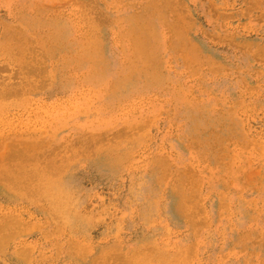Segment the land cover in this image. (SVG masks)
Wrapping results in <instances>:
<instances>
[{"label": "rangeland", "instance_id": "374dc122", "mask_svg": "<svg viewBox=\"0 0 264 264\" xmlns=\"http://www.w3.org/2000/svg\"><path fill=\"white\" fill-rule=\"evenodd\" d=\"M0 264H264V0H0Z\"/></svg>", "mask_w": 264, "mask_h": 264}]
</instances>
